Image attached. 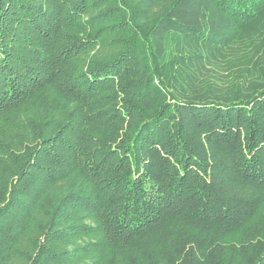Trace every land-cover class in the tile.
<instances>
[{"label": "trees", "instance_id": "1", "mask_svg": "<svg viewBox=\"0 0 264 264\" xmlns=\"http://www.w3.org/2000/svg\"><path fill=\"white\" fill-rule=\"evenodd\" d=\"M0 264H264V0H0Z\"/></svg>", "mask_w": 264, "mask_h": 264}]
</instances>
